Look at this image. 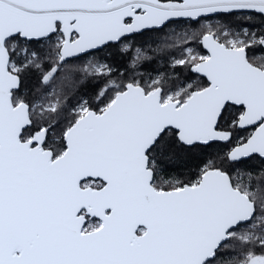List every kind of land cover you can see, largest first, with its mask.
Wrapping results in <instances>:
<instances>
[{
	"label": "snow or ice",
	"instance_id": "snow-or-ice-1",
	"mask_svg": "<svg viewBox=\"0 0 264 264\" xmlns=\"http://www.w3.org/2000/svg\"><path fill=\"white\" fill-rule=\"evenodd\" d=\"M0 264H264V0H0Z\"/></svg>",
	"mask_w": 264,
	"mask_h": 264
}]
</instances>
